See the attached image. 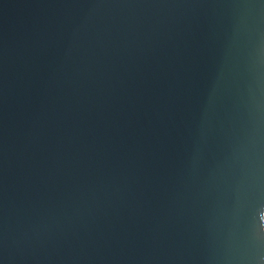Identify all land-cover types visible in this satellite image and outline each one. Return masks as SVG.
Segmentation results:
<instances>
[{"label": "water", "instance_id": "1", "mask_svg": "<svg viewBox=\"0 0 264 264\" xmlns=\"http://www.w3.org/2000/svg\"><path fill=\"white\" fill-rule=\"evenodd\" d=\"M0 264H264V0H0Z\"/></svg>", "mask_w": 264, "mask_h": 264}]
</instances>
